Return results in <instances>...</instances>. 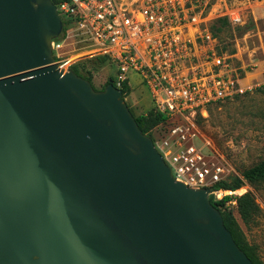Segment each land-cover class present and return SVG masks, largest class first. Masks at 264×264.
I'll return each mask as SVG.
<instances>
[{
    "label": "water",
    "instance_id": "water-1",
    "mask_svg": "<svg viewBox=\"0 0 264 264\" xmlns=\"http://www.w3.org/2000/svg\"><path fill=\"white\" fill-rule=\"evenodd\" d=\"M52 0H0V264H253L122 90L59 68Z\"/></svg>",
    "mask_w": 264,
    "mask_h": 264
},
{
    "label": "built area",
    "instance_id": "built-area-1",
    "mask_svg": "<svg viewBox=\"0 0 264 264\" xmlns=\"http://www.w3.org/2000/svg\"><path fill=\"white\" fill-rule=\"evenodd\" d=\"M55 5L62 30L50 46L59 68L106 55L115 68L114 86L131 87L130 75H136L151 107L164 115L152 140L172 177L191 188H208L215 200L239 193L214 187L226 180L228 168L200 123L210 106L249 86L233 74L228 55L215 49L206 22L219 17L241 22L245 11L264 0H60Z\"/></svg>",
    "mask_w": 264,
    "mask_h": 264
},
{
    "label": "rangeland",
    "instance_id": "rangeland-1",
    "mask_svg": "<svg viewBox=\"0 0 264 264\" xmlns=\"http://www.w3.org/2000/svg\"><path fill=\"white\" fill-rule=\"evenodd\" d=\"M244 15L238 23L206 22L217 40L215 49L228 55L233 74L241 79L243 85L249 86L243 94L210 106L207 118L200 123L201 130L214 141L223 156L228 168L227 180L241 177L244 169L264 160V5L253 7ZM87 62L96 88L100 89L109 76H115L113 64H94L90 59ZM137 81L138 77L131 74V93L125 97L135 115L151 108L146 88ZM238 190L239 193L234 195L247 190L254 194L261 209L259 215L246 225L236 211L235 202H227V206L247 241L255 246L264 262V181L257 184L243 181Z\"/></svg>",
    "mask_w": 264,
    "mask_h": 264
},
{
    "label": "trees",
    "instance_id": "trees-1",
    "mask_svg": "<svg viewBox=\"0 0 264 264\" xmlns=\"http://www.w3.org/2000/svg\"><path fill=\"white\" fill-rule=\"evenodd\" d=\"M54 4H57L60 0H52ZM218 23H228V19L226 17H219L215 19ZM213 34V33H212ZM221 53V52H219ZM92 60L94 64H102L108 62L112 64L110 58L106 55H98L92 58H87L81 61H78L70 66V68L77 74L88 81L91 82L92 86L97 89H103L109 82V80H113L112 76L104 82L103 86L98 89L92 83V74L88 70V60ZM86 73V74H85ZM122 89V97L125 99L127 95L131 93V87L124 82L121 86ZM127 103V102H126ZM128 105V103H127ZM129 107V105H128ZM130 111L135 117V120L141 129V131L145 134H148L151 138H153L152 131L153 129L164 121V115L160 112L156 111L154 108H150L147 112L140 113L135 115L132 109L129 107ZM243 181H247L250 184H257L264 181V160L244 169L241 173V177L233 178L232 180H222L214 185V187H222L224 189L236 190L242 186ZM234 200L236 211L243 221L244 224L249 225L256 216L259 215L261 209L258 203L255 200L254 194L247 190L246 192L240 195H226L224 198L220 200H215L212 196H210V201L216 206L221 212L224 225L231 232V235L238 245L240 249H242L246 255L250 258L253 264H264L259 255L256 252V248L254 245L250 244L243 230L241 229L236 217L233 212L228 208L227 202Z\"/></svg>",
    "mask_w": 264,
    "mask_h": 264
}]
</instances>
